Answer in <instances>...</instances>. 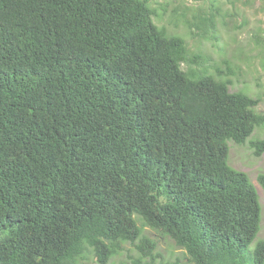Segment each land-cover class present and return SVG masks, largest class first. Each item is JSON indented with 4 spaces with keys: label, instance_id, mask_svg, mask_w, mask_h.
I'll list each match as a JSON object with an SVG mask.
<instances>
[{
    "label": "trees",
    "instance_id": "obj_1",
    "mask_svg": "<svg viewBox=\"0 0 264 264\" xmlns=\"http://www.w3.org/2000/svg\"><path fill=\"white\" fill-rule=\"evenodd\" d=\"M209 2L190 32L242 28ZM156 16L150 0H0V264H109L127 244L155 264L145 228L191 264H264L258 194L228 164L264 128L259 99Z\"/></svg>",
    "mask_w": 264,
    "mask_h": 264
},
{
    "label": "rangeland",
    "instance_id": "obj_2",
    "mask_svg": "<svg viewBox=\"0 0 264 264\" xmlns=\"http://www.w3.org/2000/svg\"><path fill=\"white\" fill-rule=\"evenodd\" d=\"M157 16L153 17L159 27H164L168 34H178L184 38L193 60L197 63L207 62L209 70H221L232 81L231 91H244L259 99L256 107L258 113H264V2L255 0L245 5L244 0H212L218 1V15H233L232 21L239 27L229 30L216 21L217 30L207 32H190L184 20L193 22L196 15L211 13L210 0H150ZM216 5V3H215ZM184 10L185 19L179 14ZM177 12V15L175 14ZM184 68V66H183ZM264 139V128H258L248 139ZM248 140L243 145L229 142L228 164L235 170L247 174L256 189L261 206L260 231L256 241L264 239V190L257 182V175L264 173V154L257 158L249 147ZM140 225V224H139ZM146 236L156 241L155 264L176 263L191 264L185 252L174 245V242L160 232L144 229ZM137 251L132 245H125L124 251L115 256L109 264H131ZM79 264H97L90 256Z\"/></svg>",
    "mask_w": 264,
    "mask_h": 264
}]
</instances>
